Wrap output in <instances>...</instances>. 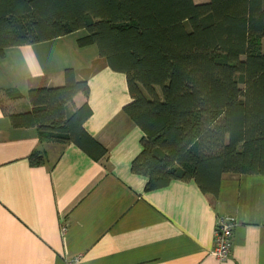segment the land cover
<instances>
[{"label":"trees","instance_id":"1","mask_svg":"<svg viewBox=\"0 0 264 264\" xmlns=\"http://www.w3.org/2000/svg\"><path fill=\"white\" fill-rule=\"evenodd\" d=\"M79 32L127 77L124 112L144 133L132 171L146 190L178 179L217 198L226 174L264 175V0H0V57ZM81 92L89 83L69 68L64 85L28 91L29 110L5 113L42 143L102 160L107 147L85 127L93 109L74 103Z\"/></svg>","mask_w":264,"mask_h":264},{"label":"crops","instance_id":"2","mask_svg":"<svg viewBox=\"0 0 264 264\" xmlns=\"http://www.w3.org/2000/svg\"><path fill=\"white\" fill-rule=\"evenodd\" d=\"M83 34L0 57V264H264V175L226 174L217 198L178 179L146 190L147 177L132 171L144 133L124 112L127 77L96 45H81ZM69 68L89 83L74 103L93 109L85 127L107 147L102 160L74 143H42L36 127H15L6 114L31 108L30 89L64 85ZM224 214L239 223L222 261L211 251Z\"/></svg>","mask_w":264,"mask_h":264},{"label":"built area","instance_id":"3","mask_svg":"<svg viewBox=\"0 0 264 264\" xmlns=\"http://www.w3.org/2000/svg\"><path fill=\"white\" fill-rule=\"evenodd\" d=\"M238 223L237 217L231 214L221 215L217 219L216 245L211 253L222 261L230 257L234 241V232ZM66 264H81V259L79 256L69 258L66 260Z\"/></svg>","mask_w":264,"mask_h":264},{"label":"rangeland","instance_id":"4","mask_svg":"<svg viewBox=\"0 0 264 264\" xmlns=\"http://www.w3.org/2000/svg\"><path fill=\"white\" fill-rule=\"evenodd\" d=\"M207 1H209V0H196V2H198V3L207 2Z\"/></svg>","mask_w":264,"mask_h":264}]
</instances>
